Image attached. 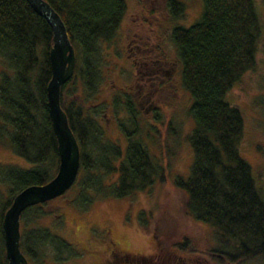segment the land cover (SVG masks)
<instances>
[{
    "label": "trees",
    "instance_id": "16d2710c",
    "mask_svg": "<svg viewBox=\"0 0 264 264\" xmlns=\"http://www.w3.org/2000/svg\"><path fill=\"white\" fill-rule=\"evenodd\" d=\"M47 1L63 18L77 56L73 75L62 85L61 103L78 139L81 163L77 180L64 195L74 194L68 200L86 208L97 198H123L158 179L164 181L178 155L170 141L180 138L182 125L170 121L167 152L163 145L160 154L153 152L143 130L152 135L155 131L153 136L161 139L159 126L148 123L142 128V110L128 97L124 105L131 125L121 121L127 140L124 150L119 138L107 135L102 114L107 105L91 108L87 104L106 78L103 43L119 30L127 0ZM203 2L200 17L185 25L178 21L185 4L168 0L172 18L177 20L170 36L181 62L182 84L192 96L189 111L195 121L185 135L193 149L190 172L175 174L173 182L182 191L186 215L212 225L213 244L209 249L197 248L187 237L173 243L172 249L204 252L216 264H247L264 256V191L251 163L241 154L245 114L229 92L246 71L257 67L264 37L263 3ZM53 41L52 26L28 0H0V54L8 65L0 74V136L6 131L12 150L29 162L28 166L0 162V181L9 184L6 191L0 186V264L8 262L3 230L6 209L24 187L49 181L59 165L47 91ZM155 112L156 122L164 124ZM49 202L30 205L21 214L20 244L29 264H66L65 260L79 254L75 244L39 222L51 214L46 208ZM172 249L167 251L169 257L162 252L130 255L119 249L117 257L137 264H166L171 258L176 264H205L198 258L187 260Z\"/></svg>",
    "mask_w": 264,
    "mask_h": 264
},
{
    "label": "rangeland",
    "instance_id": "374dc122",
    "mask_svg": "<svg viewBox=\"0 0 264 264\" xmlns=\"http://www.w3.org/2000/svg\"><path fill=\"white\" fill-rule=\"evenodd\" d=\"M180 1L185 5L182 18L178 21L190 25L202 14L204 2ZM258 1L263 3L264 15V0ZM127 3V12L119 30L114 38L103 43L106 46L102 60L106 78L97 95L90 98L87 104L91 108L100 104L107 105L102 108L107 135L119 138L124 150L127 140L121 121L131 125L124 105L128 97L142 110L139 114L142 128L148 127V123L159 126L161 139L153 136L155 131L152 135L143 130L153 152L159 153V146L162 145L163 151L167 152L165 141L170 121L182 125L180 138L170 141L178 155L170 171L166 172L164 181L158 179L151 187L129 196L97 198L86 208L68 200L74 194L68 197L63 194L51 199L46 205L51 214L39 222L49 225L78 248L79 254L65 260L66 264H137L118 258L117 253L111 249L112 239L117 242L121 253L127 252L130 255L157 256L162 252L168 256L167 251L172 249V244L182 242L187 237L197 248L209 249L213 244L212 225L186 215L182 191L173 182L175 174L188 176L190 172L193 149L185 135L195 124L189 111L192 96L182 84L181 62L170 36L177 20L172 18L168 0H127ZM262 39L257 67L242 75L229 92V98L244 109L245 130L240 144L241 154L251 163L257 184L264 191V37ZM157 59H164L167 64ZM145 60L157 69L160 76L148 79L149 74H143L147 72V64H142ZM164 65L169 70L176 65L177 71L162 80V76L166 77V71L163 73L160 69L162 67L164 70ZM7 68V61L0 54V74ZM78 84L81 86V82ZM117 94L120 96L115 100ZM155 111L162 116L164 124L156 122ZM0 162H14L24 166L29 164L12 150L6 131L0 136ZM0 186L6 191L9 184L0 181ZM172 250L187 260L198 258L205 264H216L204 252ZM171 260L166 264H176ZM247 264H264V256Z\"/></svg>",
    "mask_w": 264,
    "mask_h": 264
},
{
    "label": "water",
    "instance_id": "95a60500",
    "mask_svg": "<svg viewBox=\"0 0 264 264\" xmlns=\"http://www.w3.org/2000/svg\"><path fill=\"white\" fill-rule=\"evenodd\" d=\"M28 1L37 13L47 19L53 29L54 41L50 48L52 76L47 91L49 111L58 139L59 165L56 174L49 181L24 187L6 209L3 215V230L8 262L5 264H29L20 244L23 210L30 205L64 194L77 180L81 163L80 145L61 103L62 85L73 75L77 62L75 47L63 18L49 1Z\"/></svg>",
    "mask_w": 264,
    "mask_h": 264
},
{
    "label": "flooded vegetation",
    "instance_id": "af4514ba",
    "mask_svg": "<svg viewBox=\"0 0 264 264\" xmlns=\"http://www.w3.org/2000/svg\"><path fill=\"white\" fill-rule=\"evenodd\" d=\"M128 45H130V43H128ZM150 61V60H149ZM157 61L158 62H162L163 64H167L166 63V61L164 60V59H157ZM160 62V63H161ZM149 64L148 63V60H145L142 64L144 65V64ZM146 65V71L147 72H143V74H145V73H147V74H149L147 77H148V79H151V78H153V77H155V75L156 76H160V75H158V73H157V69L155 70V67H151L150 66V64H149V67ZM148 68L150 69V70H148ZM161 70H162V72L163 73H165V71H166V77H163L162 75V80H164V79H166L167 77H171L172 75H173V73H176V71H177V66L176 65H174L173 67H172V69L171 70H169L170 68H166V65H164V70L162 69V67L160 68ZM174 70V71H173ZM112 247H111V249H112V251L114 252V253H119V247H118V245H117V242L114 240V239H112V245H111Z\"/></svg>",
    "mask_w": 264,
    "mask_h": 264
}]
</instances>
